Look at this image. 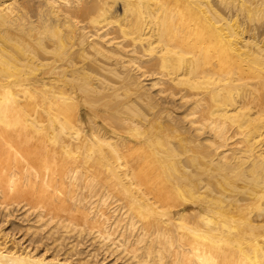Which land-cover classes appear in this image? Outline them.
Masks as SVG:
<instances>
[{
	"label": "bare ground",
	"instance_id": "6f19581e",
	"mask_svg": "<svg viewBox=\"0 0 264 264\" xmlns=\"http://www.w3.org/2000/svg\"><path fill=\"white\" fill-rule=\"evenodd\" d=\"M0 213V264H264V0H0Z\"/></svg>",
	"mask_w": 264,
	"mask_h": 264
},
{
	"label": "rangeland",
	"instance_id": "374dc122",
	"mask_svg": "<svg viewBox=\"0 0 264 264\" xmlns=\"http://www.w3.org/2000/svg\"><path fill=\"white\" fill-rule=\"evenodd\" d=\"M2 213H3L4 217H5V213H4V212H2ZM2 213H0V218H1V219H0V224H3V223H1V220H2V222L5 223V221H3V220H4V219H3L4 217L2 216ZM19 214H20V212L17 211V210H15V213H14L13 215H10V216H9V219H11L10 222H8L7 224H4V227H6V229H9V228H10V229H9V234L12 235V233H13V235H14V233H15V235H16V236L14 235L15 237H18V236H19V238H21V237L24 236L25 239H28V238H30V237H29L30 235H29V236H28V235H22V234H24V233L21 234V232H24V231L22 230V227L20 226V225H22V221H20V215H19ZM1 216H2V217H1ZM11 216H13V217H11ZM5 218H6V217H5ZM14 218H15L16 220H15ZM12 220H15V221H12ZM17 221H19V223H18ZM11 222H15V223H11ZM16 222H17V223H16ZM24 223H25V222H24ZM24 223H23V224H24ZM11 224H13L12 226L17 227V228H15V229L12 228V227H11ZM19 224H20V225H19ZM15 225H16V226H15ZM17 225H18V226H17ZM9 226H10V227H9ZM19 226H20V227H19ZM18 227H19V229H21L22 231L20 230V232H19ZM11 229H12V232H11ZM16 229H17V230H16ZM16 232H18V233H16ZM11 235H10V236H11ZM21 235H22V236H21ZM36 237H37V236H36ZM36 237H34V238H36ZM31 238H32V236H31ZM36 239H37V238H36ZM36 239H34V240H36ZM28 242H29V240L26 241V243H28ZM26 243H25V244H26ZM36 243H39V242L36 241ZM86 244H87V243H86ZM88 244H89V243H88ZM88 244H87V245H88ZM82 247L86 249V246H82ZM100 252H101V253H100ZM100 252H99L100 256L103 255L102 257H106V258H107V261L109 260L110 262H112V259H113L112 256H110V257L106 256V255H108V254H107V253H104L101 249H100ZM103 253H104V254H103ZM105 254H106V255H105ZM100 256H99V257H100ZM108 258H111V260L108 259ZM105 261H106V259H105Z\"/></svg>",
	"mask_w": 264,
	"mask_h": 264
}]
</instances>
